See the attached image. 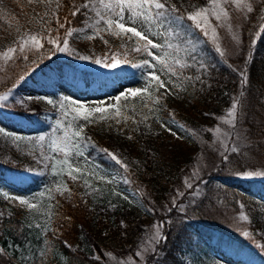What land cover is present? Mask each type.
I'll return each mask as SVG.
<instances>
[{
	"label": "trees",
	"instance_id": "obj_1",
	"mask_svg": "<svg viewBox=\"0 0 264 264\" xmlns=\"http://www.w3.org/2000/svg\"><path fill=\"white\" fill-rule=\"evenodd\" d=\"M211 1L161 0L165 9L160 14L153 9L154 18L166 30L164 46L173 54L164 64L186 85L185 90L177 93L198 117L206 119L213 109H219V103L226 106L236 103V122L246 143L242 150L229 155L233 161L230 171L219 166L202 181L192 201L187 198L183 207L172 205L160 214V239L143 264H189L183 257L186 252L202 253L207 258H215L217 253L231 264H264V178L232 174L235 169L249 166L264 170V15L259 18L263 0H253V10L243 21V42L238 54L219 49L223 56L210 36L197 26L199 21L189 19ZM114 3L115 0H42L40 23L24 33L36 36L39 44L17 52L0 65V114L30 130L27 135L36 142L34 149L14 146L11 151L0 140V183L29 191L41 180L53 178L49 177L53 158L45 140L55 126L47 112L57 109L25 97L23 91L50 92L59 100L62 98L59 82L66 83L78 95H87L110 90L123 78L143 73L148 57L143 50L145 42L121 37L120 43L112 41L99 48L95 54L102 58L105 54L107 63L115 57L118 61L115 68L80 65L76 57L87 51L70 46L61 55L56 44L49 43L57 40L62 46L64 39L70 40L104 23L110 12L111 15L115 12L105 5ZM172 5L175 11L171 10ZM76 9L79 11L72 15ZM253 20L257 23L247 32L245 28ZM70 29L74 30L72 36L66 37ZM137 48L141 50L136 51ZM242 79L246 82L242 83ZM151 101L157 109L151 122L143 120L138 108L131 110L136 118L131 121V143L126 137L99 135L90 128L82 129L78 138L86 148L85 154L102 166L117 170L120 184L139 192L148 208L151 204L168 202L167 191L172 183L164 179V165L159 156L156 139L164 130L159 117L178 118L187 128L206 133L201 131L204 128L200 123L194 124L166 87L158 88ZM78 122L81 124L85 119L81 117ZM129 144L137 145L140 154L133 155ZM113 154L121 163L112 159ZM52 198L51 223L41 227L30 225L25 207L12 203L0 192V264H29L25 258L31 256L36 260V256L44 253H51L58 262L105 264L108 252L130 250L143 229L139 205L98 199L84 201L65 190L54 191ZM239 208L247 219H243L244 227L237 230L232 216ZM245 232L249 235H244Z\"/></svg>",
	"mask_w": 264,
	"mask_h": 264
},
{
	"label": "rangeland",
	"instance_id": "obj_2",
	"mask_svg": "<svg viewBox=\"0 0 264 264\" xmlns=\"http://www.w3.org/2000/svg\"><path fill=\"white\" fill-rule=\"evenodd\" d=\"M41 2L42 0H0V65L17 52H24L38 45L29 39L30 36H26L24 33L34 29V26L40 23L39 15L43 13ZM252 4L253 0H213L204 6V11L197 20L199 24L204 25L203 30L207 32L217 48L224 53L236 55L243 42V21L247 19L250 13L245 5H251L253 9ZM259 6L261 7L259 18H261L264 15V0ZM221 9L227 12V17L223 15ZM216 14H220V20L216 19ZM128 15V11H125L126 21ZM153 17V13H149L147 17L143 18V26L139 21L135 25L127 23L126 26L137 27L138 30L144 31V35L148 39L162 46L158 49H152L150 45L148 46L153 55H159L160 57V60L154 61L152 56L147 54L148 57L145 61L154 63L155 68L145 67L142 74L123 78L113 85L110 90L87 95H78L75 90L64 82L58 83V90L62 93V98L59 100L52 97L49 92L40 90L27 89L22 92L25 97L39 101L47 108L57 109V112H47V117L53 120L55 126L45 140L47 151L53 158L49 171V177L52 175L53 178L50 181L48 179L41 180L29 191L18 189L10 183H0V192L12 203L23 205L27 210L28 223L34 226L50 225L51 214L54 210L52 195L56 190H65L72 197L84 201L89 200L92 202L98 199L107 200L112 204L119 202L127 205H139L140 216L143 218V229L138 235V239L132 244L130 250L119 253L108 252L105 264H143L146 256L155 249V245L160 239L162 232L160 214L169 210L172 205L179 208L183 207L185 205L183 202L187 198L192 201L199 193L202 181L213 171H217L219 166H223L224 171H230L228 168L233 166V161L229 155H231L233 149L237 152L242 150L243 145L246 143L243 130L236 122V111L234 118L229 115L232 111L233 102L229 106L219 103V109H213L210 112L211 115L204 119L198 117L191 109L192 107L190 108L178 95V90L183 91L187 87L178 75H173V72H169L168 67L160 62L172 58L173 54L164 46L166 30L162 23L157 22ZM108 18L104 23L98 24L88 32L78 33L67 40L69 47H81L83 51H87L86 54H80L76 57L80 65L94 68L106 67L105 64H108L105 59L106 55L104 54V58H102L95 53L99 48H104V44L110 45L112 41L120 43L121 37L132 38L136 43H147L146 40H141L140 37H135L130 32L124 33L116 27L115 23L109 29L107 26ZM111 18L115 21V12L111 15ZM257 20H253L252 24L245 28L247 32L252 31V27L257 23ZM260 23L262 24V21ZM89 36L92 38L89 39ZM234 36L239 37V42L233 38ZM252 38H254V35L250 36V41H253ZM22 46L23 50H21ZM9 49H15V51L10 52ZM60 52L61 55L66 53V51ZM81 56H88L89 59H80ZM95 60H100L101 63H95ZM152 72H155L160 77V81L164 82L162 88L166 87L175 96L176 103L184 108L193 119L194 124L200 123L204 128L201 131L204 130L206 133H197L190 126L187 128L178 118L159 117L161 126L164 128L161 131L162 134L158 135L156 139L160 151L159 156L164 165V179L172 183L169 184L170 189L167 191L168 202L166 200L163 203L151 204L148 208L143 203L139 192L120 184L121 175L117 170L108 169L91 160L85 154L86 148L80 144L79 137L74 136V133L90 128L99 135L108 133L126 137L127 142H129L131 140L129 137L133 136L131 121L136 119L134 111L131 112L132 108H138L144 118L143 120L147 122H151L152 115L157 113L151 99L154 98L155 92L160 86L159 82L155 80L149 83L150 73ZM145 87L148 91H142L137 96L130 94L127 98L122 96V93L129 90L137 88L143 90ZM116 97H120V99L116 100ZM65 98L69 99L65 101ZM61 101L65 102L64 107H61ZM213 102L215 103V101ZM97 107L102 108L103 111H91V109ZM73 109H80V111L75 112ZM85 115L88 116V119L80 124L78 120L81 117L84 118ZM29 131L12 120H5L3 115L0 114V140L11 151L14 150V146H19L25 150L36 147V142L30 135H27ZM129 145L133 155L140 154L137 145ZM65 151L68 153L67 156H65ZM65 160L72 163L74 168L78 167L80 169L79 172L74 171L72 173L75 179L68 180L66 178L65 175H68L69 169L64 165ZM256 172L264 173V170L262 167L249 166L244 169H235L232 174L240 177L264 178V175H255ZM248 173H253V175H248ZM245 197L247 198V195H243V198ZM20 200H27L28 204H21ZM232 217L234 218V225H238L237 230L244 227L245 212L241 208L235 210ZM239 226L240 228H238ZM236 229L231 228L234 231ZM183 257H186L189 264H231L217 253L214 254L215 258H207L202 253L192 252L184 253ZM25 259L28 260L29 264H70L67 261L58 262L52 258L51 253L36 256V260L31 256Z\"/></svg>",
	"mask_w": 264,
	"mask_h": 264
},
{
	"label": "snow or ice",
	"instance_id": "obj_3",
	"mask_svg": "<svg viewBox=\"0 0 264 264\" xmlns=\"http://www.w3.org/2000/svg\"><path fill=\"white\" fill-rule=\"evenodd\" d=\"M88 5H83V7H87ZM239 7V4L237 5ZM105 7H107L108 9L110 10H114L115 11V16H116V19L115 21H113V19L111 18V12L109 14V18L107 20V26L108 28L110 29L113 25V23H115L116 27L121 29L124 33H132L133 36L135 37H140L141 40H146L147 41V44H145L144 46V51L147 52V54L149 56H152L153 60L156 61V60H160V57L159 55H153L152 51L149 50L148 46L150 45L152 49H158V48H161L162 46L160 44H157V43H154L151 39H148V37L146 35H144V31L142 30H138L137 27L133 26V27H127L126 24L127 23H131L133 25L137 24V22L139 21L141 23V25L143 26L144 25V19L145 17H147L149 15V13H152L153 9L156 10V14H160V11L161 10H164L165 7H166V4L165 3H162L161 0H115V3L114 4H108V5H105ZM245 7L247 8V11L251 12L253 9H252V6L251 5H245ZM142 10H145V11H142ZM171 10L172 11H175L176 8H175V5H172L171 6ZM79 11V9H76V11H73L72 12V15H76L77 12ZM125 11H128L129 15H128V18H127V21L125 20V16H124V13ZM204 10H201L199 12H196L195 14H192L189 16V19H192V20H197V18L199 16H201L202 12ZM221 11L223 12V15L225 17H227V12L226 11H223V9H221ZM99 15V14H98ZM154 18V17H153ZM101 19H104V17L102 16ZM216 19L217 20H220L221 19V16L220 14H216ZM57 22H59V19L57 18ZM198 27H201L203 29L204 25L202 24H197ZM60 27L63 28L64 25L63 24H60ZM150 30V29H148ZM73 31L74 30H68L66 33H65V36L66 37H71L72 34H73ZM205 35H207V32L205 31ZM89 39H91L92 37L89 36L88 37ZM234 39L237 40V42H239V37L238 36H234L233 37ZM31 41L35 42L36 44H39V41L37 39L36 36H30L29 38ZM25 43H27V41H25ZM49 43H53V44H56V47L60 50V51H67L69 50V45H68V42H67V39H64V42H63V46L61 47L60 44L57 42V40H49ZM105 43H107V41H105ZM21 50H23V46L21 47ZM136 51H140L141 49L137 48L135 49ZM10 52H14L15 49H9ZM218 52H220L219 48L217 49ZM220 55L223 56L224 53L223 52H220ZM80 59H84V60H87L89 59L88 56H81L79 57ZM112 59V62L111 63H108V64H105L106 67H112V68H115L117 66V63L118 61H116L115 57L111 58ZM95 63H101L100 60H95L94 61ZM162 64L164 63L162 60L160 61ZM177 63H179V61H177ZM144 66L145 67H148L150 69L152 68H155V64L154 63H150L149 61H145L144 62ZM182 66H185V65H182ZM201 67H203V65H201ZM168 71L169 72H172V69L169 67L168 68ZM173 75H175V73L173 72L172 73ZM150 76H151V79L149 81V83H151L152 80H155V81H158L159 82V86L160 87H163L164 86V82L163 81H160V77L157 76L155 74V72H152L150 73ZM246 80L245 79H242V83H245ZM142 91L144 92H147L148 89L147 87H145L143 90L140 89V88H137V89H134V90H129L128 92L126 93H122V96H124L125 98H127V96L130 94L132 96H137L138 94H140ZM69 98H65V101H67ZM116 100H119L120 97H116L115 98ZM157 102H159V98L157 97L156 98ZM49 103H51V101H49ZM61 107H64V104L65 102L64 101H61ZM114 107V105H113ZM237 107V104L236 103H233L232 105V111L229 113V115L233 116V118L235 117V109ZM73 111L75 112H78L80 111V109H73ZM91 111L93 112H102L103 109L100 108V107H97V108H94V109H91ZM84 119L87 120L88 119V116L85 115L84 116ZM229 123H231V121H229ZM81 131H76L74 133V136L76 137H80L81 136ZM75 147V144L73 145ZM107 151V150H105ZM233 151H235V149H233ZM67 151H65V156H67ZM112 159L113 160H116L117 163H121V161L113 154L112 155ZM64 165L69 169L68 171V175L70 177H72L73 179H75V176L72 175V173L75 171V172H79L80 169L78 167H73V164L72 163H69L67 160L64 161ZM124 167H127V165H124ZM255 175H264V173H261V172H256L254 173ZM248 175H253V173H248ZM189 187H191V185H189ZM20 203L21 204H28V201L27 200H20ZM31 206V205H30ZM245 219H247V217H245ZM158 235V234H157ZM244 235H249L248 232H245Z\"/></svg>",
	"mask_w": 264,
	"mask_h": 264
}]
</instances>
